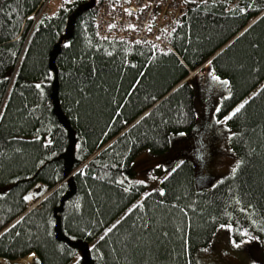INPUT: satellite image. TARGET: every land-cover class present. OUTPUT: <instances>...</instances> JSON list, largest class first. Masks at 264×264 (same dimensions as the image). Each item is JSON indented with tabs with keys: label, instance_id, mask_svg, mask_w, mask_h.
Segmentation results:
<instances>
[{
	"label": "trees",
	"instance_id": "obj_1",
	"mask_svg": "<svg viewBox=\"0 0 264 264\" xmlns=\"http://www.w3.org/2000/svg\"><path fill=\"white\" fill-rule=\"evenodd\" d=\"M43 1L0 0V259L200 264L240 206L264 257V0H186L166 52L129 41L131 27L100 36L104 0H60L35 22ZM224 135L241 163L199 189L192 156L213 179L211 147ZM192 137L177 150L184 163L158 179L163 195L132 182L140 152Z\"/></svg>",
	"mask_w": 264,
	"mask_h": 264
},
{
	"label": "rangeland",
	"instance_id": "obj_2",
	"mask_svg": "<svg viewBox=\"0 0 264 264\" xmlns=\"http://www.w3.org/2000/svg\"><path fill=\"white\" fill-rule=\"evenodd\" d=\"M59 1L60 0H52L48 4L45 15H53L58 8ZM41 17L42 16H39V13L36 12L30 18H34V21L37 22ZM201 107L202 106L198 105L199 110L202 109ZM210 118L212 119L213 117L210 115ZM216 130L218 129L216 128ZM195 141L196 140L193 137L188 138L183 142L176 141L173 151L170 149L168 152L162 155H155L148 150L140 152L133 162L135 177L132 182L135 183L136 181H145L146 183L143 185H146L149 191H160L161 188L158 185V179H162V177L168 175L172 169L175 168L177 164H179V161H175L177 157L180 156L177 150L182 148L184 151L188 152L190 151L189 147H193ZM213 142L212 163H208V167L213 170V175H215L213 179L205 177V175L202 173L204 164L202 165L199 163L197 157L191 155L193 157V161L191 160V162H194L197 170L196 181L197 187L199 189H204L210 187L211 185L214 187L216 184L222 182L227 175L233 173L235 165L239 162V158L236 156V154L235 156L237 160L235 159L233 154L234 151L232 150L230 143V137L228 135L227 137L224 135L222 138L213 140ZM173 161L175 162L173 163ZM43 191V188L33 190L31 193L32 197L34 198L33 200L35 201V199L39 197ZM37 193L40 194L37 195ZM38 203L39 202L37 201L33 203L31 202L30 206L32 208L36 207ZM241 208H244L247 211L242 212L240 210ZM238 210L240 213H236L237 218L235 216V220L232 224H230L232 225V229L235 230H231L228 227L219 229L213 238L211 246L198 253V260L200 264H264V257L262 256L261 247L255 241L243 243L239 248L234 247L232 244L233 239H235L237 242L245 239L240 235L241 231L246 230L250 233V229L243 227H247V225L249 227L252 226L249 217V209L240 206ZM82 256L83 253L77 255L71 264L78 262ZM35 261L36 256L33 258L26 257L14 262L0 259V264H35Z\"/></svg>",
	"mask_w": 264,
	"mask_h": 264
},
{
	"label": "built area",
	"instance_id": "obj_3",
	"mask_svg": "<svg viewBox=\"0 0 264 264\" xmlns=\"http://www.w3.org/2000/svg\"><path fill=\"white\" fill-rule=\"evenodd\" d=\"M51 0H44L40 9L39 16H42L45 8ZM186 0H131L130 6L121 1L109 2L104 0L99 8L97 19L98 34L105 36L111 29L109 26L114 25L118 29H127L130 25L135 28L125 35L129 41H137L142 44H150L152 47L157 45L161 51H173L172 46L168 44V39L174 29L182 23L183 8ZM147 5V7H145ZM135 8L136 17L132 18L125 9ZM151 29V30H149ZM165 35L164 41L159 37Z\"/></svg>",
	"mask_w": 264,
	"mask_h": 264
},
{
	"label": "snow or ice",
	"instance_id": "obj_4",
	"mask_svg": "<svg viewBox=\"0 0 264 264\" xmlns=\"http://www.w3.org/2000/svg\"><path fill=\"white\" fill-rule=\"evenodd\" d=\"M67 2H70V0H67ZM145 7H147V5H145ZM125 11L128 12L129 14L132 13V9H130V8H129V9H125ZM113 26H114V25H110L109 27L111 28V27H113ZM129 27L135 28L134 25H130ZM149 30H151V29H149ZM66 46H70V42L67 43ZM209 65H211V61H209ZM210 72H211L212 79H213L214 81L218 82L219 84H228V83H229V81H227V80H223L220 76H217V75L215 74V72L211 70V68H210ZM35 87H36L37 89H41V85H40V84H36ZM41 91H42V89H41ZM247 103H248L247 100H245L244 102H242V103H241L239 106H237V107H236L231 113H229L227 116L224 117V121H227V120L231 119L233 116H235L237 113H239V112L241 111V109L245 106V104H247ZM218 111H219V108H217V112H218ZM217 122L219 123L220 121H217ZM229 131H230V130H229ZM180 135H186V133H180ZM51 143H52V141L49 140L44 146L47 147L48 144H51ZM41 163H42V162H41ZM183 163H184V161H180L179 164H177V165L175 166V168L172 169V171H175L176 168H179ZM239 163H241V162H238L237 167L239 166ZM158 167H159V165H158ZM235 171H236V168L233 169V173H235ZM78 174H79V175H83L84 173H83V171L81 170V172L78 173ZM73 175H77V173H73ZM121 183H123V181H121ZM135 183H137V184H145L146 182H145V181H136ZM160 193H161V195L164 194L163 189L160 190ZM39 194H40V193H37V195H39ZM31 198H32L31 194H29L28 196H25V197H24L25 200H30ZM236 202L239 204V203H240L239 199H237ZM240 210H241L242 212H246V211H247V210L244 209V208H241ZM117 223H119V221H117ZM251 223L254 224V225H257V221H256V220H252ZM114 227H115V225H113L111 228H108L107 231H108V232H111V231L113 230ZM221 227H228V228L231 229V230H235V229H232V225H221ZM258 227H260V226L258 225ZM260 231H264V227H260ZM240 235H241L242 237H244L245 239H242V240L239 241V242H237L235 239H233V240H232V244H233L234 247L239 248L243 243H250V242H251L252 240H254V239H255V240H258V239H259V237L251 236V234H250L248 231H246V230L241 231V232H240ZM103 238H104V237L102 236L101 239H103ZM93 247H95V246H93ZM205 250H206V249H205ZM32 255H35V254L33 253ZM77 264H79V261L77 262Z\"/></svg>",
	"mask_w": 264,
	"mask_h": 264
},
{
	"label": "bare ground",
	"instance_id": "obj_5",
	"mask_svg": "<svg viewBox=\"0 0 264 264\" xmlns=\"http://www.w3.org/2000/svg\"><path fill=\"white\" fill-rule=\"evenodd\" d=\"M32 28H34V27H32ZM35 255H30L29 257H27V258H33Z\"/></svg>",
	"mask_w": 264,
	"mask_h": 264
},
{
	"label": "flooded vegetation",
	"instance_id": "obj_6",
	"mask_svg": "<svg viewBox=\"0 0 264 264\" xmlns=\"http://www.w3.org/2000/svg\"><path fill=\"white\" fill-rule=\"evenodd\" d=\"M211 149H212V151H213V147H211ZM205 150H206V148H205ZM205 150H204V151H205Z\"/></svg>",
	"mask_w": 264,
	"mask_h": 264
}]
</instances>
